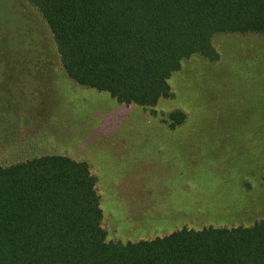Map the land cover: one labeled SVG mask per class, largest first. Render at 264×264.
Masks as SVG:
<instances>
[{"label":"rangeland","instance_id":"1","mask_svg":"<svg viewBox=\"0 0 264 264\" xmlns=\"http://www.w3.org/2000/svg\"><path fill=\"white\" fill-rule=\"evenodd\" d=\"M0 36L14 63L0 65V166L85 162L107 241L264 220V36H216L219 60L184 62L168 81L173 97L148 109L69 80L26 0H0ZM174 111L186 118L171 128Z\"/></svg>","mask_w":264,"mask_h":264},{"label":"trees","instance_id":"2","mask_svg":"<svg viewBox=\"0 0 264 264\" xmlns=\"http://www.w3.org/2000/svg\"><path fill=\"white\" fill-rule=\"evenodd\" d=\"M26 2L47 26L69 80L144 109L173 97L168 81L184 62L219 60L216 36H264V0ZM7 54L0 36L1 66L14 64ZM168 118L174 128L186 115ZM96 182L85 162L64 156L0 166V264H264V220L107 241Z\"/></svg>","mask_w":264,"mask_h":264}]
</instances>
